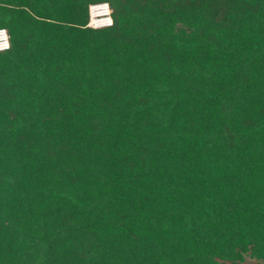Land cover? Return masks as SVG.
I'll list each match as a JSON object with an SVG mask.
<instances>
[{"label": "trees", "instance_id": "trees-1", "mask_svg": "<svg viewBox=\"0 0 264 264\" xmlns=\"http://www.w3.org/2000/svg\"><path fill=\"white\" fill-rule=\"evenodd\" d=\"M0 28V264L264 263V0H0Z\"/></svg>", "mask_w": 264, "mask_h": 264}, {"label": "built area", "instance_id": "built-area-1", "mask_svg": "<svg viewBox=\"0 0 264 264\" xmlns=\"http://www.w3.org/2000/svg\"><path fill=\"white\" fill-rule=\"evenodd\" d=\"M114 24L113 8L109 2H94L89 5L87 26L94 29L111 27ZM11 47V36L6 28H0V52Z\"/></svg>", "mask_w": 264, "mask_h": 264}, {"label": "rangeland", "instance_id": "rangeland-1", "mask_svg": "<svg viewBox=\"0 0 264 264\" xmlns=\"http://www.w3.org/2000/svg\"><path fill=\"white\" fill-rule=\"evenodd\" d=\"M263 263V261L257 257L251 256V254H246L245 259L243 260L242 264H258Z\"/></svg>", "mask_w": 264, "mask_h": 264}]
</instances>
